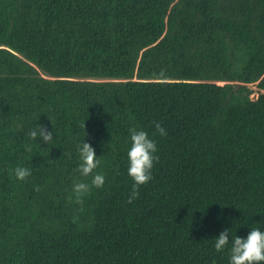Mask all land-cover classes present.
Wrapping results in <instances>:
<instances>
[{
    "label": "trees",
    "instance_id": "obj_1",
    "mask_svg": "<svg viewBox=\"0 0 264 264\" xmlns=\"http://www.w3.org/2000/svg\"><path fill=\"white\" fill-rule=\"evenodd\" d=\"M134 126L158 145L136 196ZM84 138L102 187L78 171ZM257 226L264 0H0V264H228L212 237Z\"/></svg>",
    "mask_w": 264,
    "mask_h": 264
},
{
    "label": "clouds",
    "instance_id": "obj_2",
    "mask_svg": "<svg viewBox=\"0 0 264 264\" xmlns=\"http://www.w3.org/2000/svg\"><path fill=\"white\" fill-rule=\"evenodd\" d=\"M35 124L36 126L27 133L31 140L39 145L42 140L47 145L49 141L54 139L55 132L53 129L48 130L42 124ZM155 128L160 135H166L165 128L160 124L157 123ZM128 141L126 148L127 175L133 181L132 196H136L138 194L136 189L152 179V168L157 159L158 145L156 140L149 136L148 132L136 126L129 128ZM25 150L30 152L32 145L26 144ZM77 153L80 175L88 177L92 174L91 184L96 187H102L105 182L104 175L99 172L93 174V170L100 164L94 147L86 142L84 138L77 145ZM10 171L20 181L32 174L31 168L21 164L16 165ZM88 189L89 184L85 182H76L73 185V191L76 193L77 199L87 192ZM229 229L230 227L224 228L218 235L212 237L213 247L217 252L227 249L228 264H264V227H251L245 236L237 234L232 236Z\"/></svg>",
    "mask_w": 264,
    "mask_h": 264
},
{
    "label": "rangeland",
    "instance_id": "obj_3",
    "mask_svg": "<svg viewBox=\"0 0 264 264\" xmlns=\"http://www.w3.org/2000/svg\"><path fill=\"white\" fill-rule=\"evenodd\" d=\"M222 84H223V83H222ZM252 96L256 97V96H257V93H256L255 95L253 94Z\"/></svg>",
    "mask_w": 264,
    "mask_h": 264
}]
</instances>
